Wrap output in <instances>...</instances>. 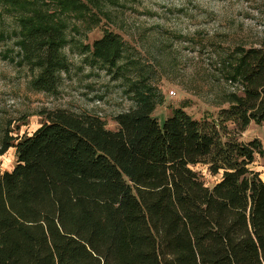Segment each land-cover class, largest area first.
<instances>
[{
  "label": "trees",
  "instance_id": "trees-1",
  "mask_svg": "<svg viewBox=\"0 0 264 264\" xmlns=\"http://www.w3.org/2000/svg\"><path fill=\"white\" fill-rule=\"evenodd\" d=\"M0 2L13 12L30 86L51 94L69 66L67 19L90 28L106 15L96 0ZM82 49L120 70L119 33L104 29ZM219 64L230 89L209 117L181 105L160 123L161 98L136 83L114 130L97 114L63 108L42 111L31 134L6 130L0 166L11 146L16 162L0 167V264H264V180L250 168L264 147L239 139L264 122V39L230 48ZM196 163L220 178L206 185Z\"/></svg>",
  "mask_w": 264,
  "mask_h": 264
},
{
  "label": "rangeland",
  "instance_id": "rangeland-1",
  "mask_svg": "<svg viewBox=\"0 0 264 264\" xmlns=\"http://www.w3.org/2000/svg\"><path fill=\"white\" fill-rule=\"evenodd\" d=\"M96 1L107 15L97 26L89 28L91 23L76 16L66 21L69 42L63 52L69 66L52 94L30 86L33 71L17 57L13 12L0 2V138L6 130L14 137L31 134L45 121L42 111L59 108L97 114L114 130L113 116L133 105L130 90L136 83L158 93L153 115L160 123L181 105L197 119L215 115V101L230 89L219 64L225 52L264 39V0ZM104 29L124 42L119 71H107L82 49ZM254 137L264 147V122H252L239 134L242 141ZM15 162L11 146L1 156V170ZM191 168L209 186L221 176L203 163ZM250 168L264 180V157L256 155Z\"/></svg>",
  "mask_w": 264,
  "mask_h": 264
},
{
  "label": "built area",
  "instance_id": "built-area-1",
  "mask_svg": "<svg viewBox=\"0 0 264 264\" xmlns=\"http://www.w3.org/2000/svg\"><path fill=\"white\" fill-rule=\"evenodd\" d=\"M171 93H173V91Z\"/></svg>",
  "mask_w": 264,
  "mask_h": 264
}]
</instances>
